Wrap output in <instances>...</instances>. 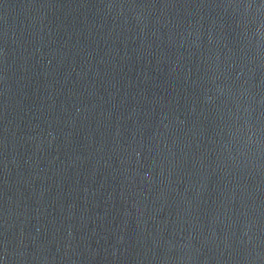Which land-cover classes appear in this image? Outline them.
Here are the masks:
<instances>
[{
  "label": "water",
  "instance_id": "95a60500",
  "mask_svg": "<svg viewBox=\"0 0 264 264\" xmlns=\"http://www.w3.org/2000/svg\"><path fill=\"white\" fill-rule=\"evenodd\" d=\"M0 264H264V0H0Z\"/></svg>",
  "mask_w": 264,
  "mask_h": 264
}]
</instances>
